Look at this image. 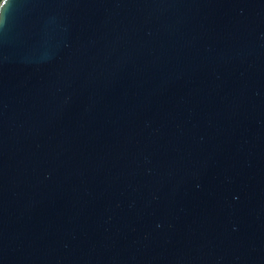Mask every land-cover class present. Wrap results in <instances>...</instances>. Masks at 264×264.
Listing matches in <instances>:
<instances>
[{"label":"water","instance_id":"obj_1","mask_svg":"<svg viewBox=\"0 0 264 264\" xmlns=\"http://www.w3.org/2000/svg\"><path fill=\"white\" fill-rule=\"evenodd\" d=\"M0 16V264H264V0Z\"/></svg>","mask_w":264,"mask_h":264},{"label":"snow or ice","instance_id":"obj_2","mask_svg":"<svg viewBox=\"0 0 264 264\" xmlns=\"http://www.w3.org/2000/svg\"><path fill=\"white\" fill-rule=\"evenodd\" d=\"M5 7H7V4L5 5ZM4 22V18L2 16H0V25H2Z\"/></svg>","mask_w":264,"mask_h":264}]
</instances>
